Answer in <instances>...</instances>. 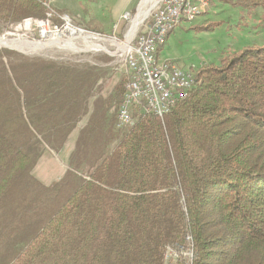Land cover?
I'll list each match as a JSON object with an SVG mask.
<instances>
[{
  "label": "trees",
  "instance_id": "16d2710c",
  "mask_svg": "<svg viewBox=\"0 0 264 264\" xmlns=\"http://www.w3.org/2000/svg\"><path fill=\"white\" fill-rule=\"evenodd\" d=\"M48 8L0 0V24ZM13 56L0 49V264H264V46L199 71L162 121L124 131L99 70ZM83 120L63 177L44 185L45 148L61 153Z\"/></svg>",
  "mask_w": 264,
  "mask_h": 264
},
{
  "label": "rangeland",
  "instance_id": "374dc122",
  "mask_svg": "<svg viewBox=\"0 0 264 264\" xmlns=\"http://www.w3.org/2000/svg\"><path fill=\"white\" fill-rule=\"evenodd\" d=\"M141 2L142 0H47L52 11L68 15L76 25L88 31L89 38L85 37L80 42L69 39L72 46L80 51L58 47L45 48L35 53H23L4 46H0V49L17 54L11 57V63L43 60L59 66L99 70L103 74L97 86L101 97H109L111 101L115 96L118 97L115 109L112 105L108 113L116 121L117 108L126 83L122 55L124 49L121 50L120 47L127 42V34L138 15ZM24 21L9 26L0 24V37L10 41L47 43L45 40L40 41L35 27L24 25ZM140 27L141 25L138 28ZM138 28L135 32L139 31ZM94 45L106 51L89 50ZM163 46L159 61L171 62L192 76H198L199 71L207 67H224L242 49L264 46V7L260 6L249 12L241 6L212 0L206 14L196 16L192 21L182 22L167 36ZM109 99L106 104L110 103ZM138 117L139 114H134V121ZM74 134L69 139L70 146H73ZM66 155L62 152L56 154L45 148L42 158L33 169V175L44 185L61 179L67 169ZM169 251L167 261L176 260L174 252L171 249Z\"/></svg>",
  "mask_w": 264,
  "mask_h": 264
},
{
  "label": "built area",
  "instance_id": "2783aa9c",
  "mask_svg": "<svg viewBox=\"0 0 264 264\" xmlns=\"http://www.w3.org/2000/svg\"><path fill=\"white\" fill-rule=\"evenodd\" d=\"M211 2L160 0L143 20L128 51L122 54L126 83L117 108V130L133 126L134 114L153 115L162 121L178 104L189 98L191 86L190 82L184 80L186 71L171 62L159 61L160 50L165 47L163 36H170L182 22L192 21V16L206 14ZM26 24L35 27L40 41L74 39L80 42L90 36L68 15L57 14L50 8L44 17L25 20ZM169 80H177V87H169ZM169 253L167 251V255ZM189 257L192 258V253Z\"/></svg>",
  "mask_w": 264,
  "mask_h": 264
},
{
  "label": "bare ground",
  "instance_id": "6f19581e",
  "mask_svg": "<svg viewBox=\"0 0 264 264\" xmlns=\"http://www.w3.org/2000/svg\"><path fill=\"white\" fill-rule=\"evenodd\" d=\"M160 0H142L140 6H139V12L135 20L133 21V24L127 34V42L125 43V46H121L120 49L123 50L124 52H127L130 46V43L136 34V29L141 25L143 20L148 16L149 12L156 6V4ZM149 10V11H148ZM196 16H192V19ZM139 29V28H138ZM135 33V34H134ZM89 38V37H87ZM86 38V39H87ZM167 36H163V45L165 43ZM0 46H4L5 48H10L19 52L23 53H35L37 51H42L45 48H50V47H58V48H63V49H68L72 51H80L76 47L72 46L70 40L68 41H63V40H53L49 41L47 43H31L28 41H21V40H7L5 38L0 37ZM101 50V51H106L104 48L97 47V46H91L89 50ZM184 80L187 82H190V91L192 90L194 86V76L184 72ZM169 87H177V80H169Z\"/></svg>",
  "mask_w": 264,
  "mask_h": 264
},
{
  "label": "crops",
  "instance_id": "0c3cea01",
  "mask_svg": "<svg viewBox=\"0 0 264 264\" xmlns=\"http://www.w3.org/2000/svg\"><path fill=\"white\" fill-rule=\"evenodd\" d=\"M120 103V102H119ZM116 122V121H115ZM84 125H85V121L84 122H82V123H80V125H78V130H76L74 133V136H72V138H73V140H72V143H73V145H74V142H75V139H76V137H77V133H78V131L81 129V128H83L84 127ZM72 150H73V146H70V141H68L67 143H66V145H65V147H64V149L62 150V153H65V154H67L66 155V162H68V159H69V157H70V154H71V152H72ZM42 158V157H41ZM39 163V162H38ZM66 171V170H65ZM59 180V179H58ZM57 180V181H58ZM56 182V181H55ZM52 183H54V182H52ZM52 183H50V184H52ZM49 184V185H50ZM46 186H48V184L46 185Z\"/></svg>",
  "mask_w": 264,
  "mask_h": 264
}]
</instances>
